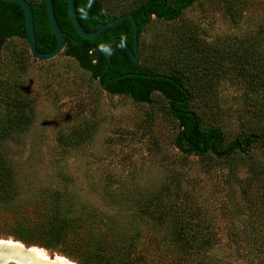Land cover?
Wrapping results in <instances>:
<instances>
[{
  "label": "rangeland",
  "instance_id": "rangeland-1",
  "mask_svg": "<svg viewBox=\"0 0 264 264\" xmlns=\"http://www.w3.org/2000/svg\"><path fill=\"white\" fill-rule=\"evenodd\" d=\"M141 44L144 65L160 63L165 71L178 62L203 125L219 126L226 141L260 128L249 63L252 56L264 62V0H197L175 21L152 18ZM11 72L32 107L29 121L0 141V158L12 169L10 186L0 188V239L73 264H127L124 244L133 242L129 259L169 264L148 245L172 240L170 229L192 220L221 246L223 262L239 264L222 245L242 239L248 218L264 229V197H254L257 178L264 179L263 146L231 159L183 155L159 94L150 103L109 95L72 58L60 52L36 59L16 38L0 58L3 77ZM5 113L0 104V120ZM39 212L45 217L22 221ZM56 212L74 216L59 238L48 232Z\"/></svg>",
  "mask_w": 264,
  "mask_h": 264
},
{
  "label": "trees",
  "instance_id": "trees-1",
  "mask_svg": "<svg viewBox=\"0 0 264 264\" xmlns=\"http://www.w3.org/2000/svg\"><path fill=\"white\" fill-rule=\"evenodd\" d=\"M27 1L32 9L36 49L42 53L49 52L56 46V37L47 18L44 0ZM133 1L132 5L127 6L123 0H74L75 14L85 32H93L114 17L123 14H132L139 25L138 62L132 63L125 46L115 41L110 49V64L101 77V82L106 83L105 87H101L102 90L109 95L128 96L135 103H150L152 95L159 94L166 101L168 114L177 123L173 144L183 155L197 157L210 155L216 159H231L236 155H247L255 146L264 147V62L261 58L252 56L249 63L251 66L249 77L254 81L255 86H252L259 95V97L256 96L259 99L256 105H259L258 115L262 124L259 129L246 130L232 140L226 141L223 130L219 126L203 125L199 115L191 107L193 94L187 84L185 72L177 67L178 62L171 61L165 71L162 70L160 63L151 66L141 63L144 54L141 35L144 27L151 22L152 18L164 22L179 19L182 13L197 0ZM51 2L56 21L64 34L62 53L72 58L97 82L106 65V50L112 39L122 38L133 51L132 26L128 19L107 28L94 38H83L76 32L71 21L68 0H51ZM188 35L190 36V30L184 33L187 42ZM14 38L27 43L24 11L17 3L0 1V58L6 42ZM194 61L197 62L196 65L201 63L197 56ZM185 64L188 65L189 62ZM11 74L13 73L11 72L5 78L6 76L3 77L0 73V104L6 112L3 120H0L2 123L0 141L11 137L13 127L26 124L31 115L30 97ZM3 78L5 79L2 80ZM198 91L202 93L201 90ZM11 179V166L4 158H0V188L10 186ZM255 184L257 193L254 197H264V179L257 178ZM37 216L45 217V214L39 212L35 220L33 216H29L22 218V221H36ZM73 218L74 216L69 214L56 212L48 228L51 237L59 238L63 229L73 227ZM250 220L251 218H248L247 224L242 225L240 230L242 239L238 243L231 242L222 247L225 252L230 251L232 255L239 257V264H264V229L254 227ZM191 222L192 220H188L183 225L171 228L169 237L171 236L172 240L150 243L148 246L151 248L148 250L161 252L168 259L169 264H203L204 260L210 258L216 264H228L217 256L216 252L221 246L211 242L208 230L201 224L195 222L191 224ZM71 230V233L75 235L73 229ZM82 232L85 235H91L93 229L84 225ZM118 235L121 236L119 232ZM124 236L126 235L121 237ZM129 243V245L124 244L123 249L129 253L127 264H141L143 258L140 260L128 258L131 255V249L136 250L137 247L133 242Z\"/></svg>",
  "mask_w": 264,
  "mask_h": 264
},
{
  "label": "water",
  "instance_id": "water-1",
  "mask_svg": "<svg viewBox=\"0 0 264 264\" xmlns=\"http://www.w3.org/2000/svg\"><path fill=\"white\" fill-rule=\"evenodd\" d=\"M0 1L17 3L22 7L24 11V17H25L26 38H27L28 48H29L30 54L34 58L40 59V60H48V59L55 57L60 52H62L63 47H64V34L56 21L51 0H44V3H45V10H46L49 24L56 37V46L53 50L49 52H44V53L39 52L36 49L32 9H31L29 2L27 0H0ZM68 10H69V15H70L71 21L73 23V26L76 32L83 38H88V39L94 38L100 35L107 28L121 22L124 19H128L131 23L133 51L128 46L127 42L124 41L122 38L116 37L109 42L107 46V50H106V65L101 75L98 78L100 87L103 88L106 85V83L101 82V77L107 71L108 66L110 64V49H111L112 44L115 41H119L125 46L129 54L130 61L132 63L138 62L139 57H138V49H137V40H138L139 25L136 23L135 18L132 14L118 15L114 17L112 20L106 22L105 24L97 28L95 31L88 33L83 30V28L80 26L78 22L77 16L74 11V0H68ZM115 78H118V77H115ZM33 249H36V247H27L21 242L15 241V240L0 239V264H43V261L45 258H41V260L36 258L34 256V253L32 252ZM54 256L65 259L64 257L59 256V255H50L48 258H50V260H53Z\"/></svg>",
  "mask_w": 264,
  "mask_h": 264
},
{
  "label": "bare ground",
  "instance_id": "bare-ground-1",
  "mask_svg": "<svg viewBox=\"0 0 264 264\" xmlns=\"http://www.w3.org/2000/svg\"><path fill=\"white\" fill-rule=\"evenodd\" d=\"M32 252L34 253V256L39 260H41V258H45L43 264H73L66 261L65 259L58 258L57 256H54V259L50 260V258H48L49 256L38 248L33 249Z\"/></svg>",
  "mask_w": 264,
  "mask_h": 264
}]
</instances>
